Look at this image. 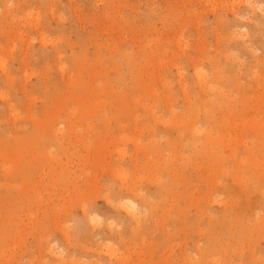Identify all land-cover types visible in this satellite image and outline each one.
Masks as SVG:
<instances>
[{
  "label": "rangeland",
  "instance_id": "obj_1",
  "mask_svg": "<svg viewBox=\"0 0 264 264\" xmlns=\"http://www.w3.org/2000/svg\"><path fill=\"white\" fill-rule=\"evenodd\" d=\"M199 258L264 264V0H0V264Z\"/></svg>",
  "mask_w": 264,
  "mask_h": 264
},
{
  "label": "bare ground",
  "instance_id": "obj_2",
  "mask_svg": "<svg viewBox=\"0 0 264 264\" xmlns=\"http://www.w3.org/2000/svg\"><path fill=\"white\" fill-rule=\"evenodd\" d=\"M37 24V23H36ZM10 51H12V50H10ZM4 68H6V67H4ZM2 73V72H1ZM7 76V75H6ZM200 80H203V78H199ZM8 80V79H7ZM200 80H198V81H200ZM207 81V80H206ZM206 81H204V82H200V84L201 85H203V86H205V84H206ZM209 81H210V79H209ZM233 80H231V82H232ZM214 82V81H213ZM201 87V86H200ZM219 87H221V86H219ZM238 88L240 87L239 86V84H238V86H237ZM211 87H209V89H210ZM222 89V88H221ZM220 89V90H221ZM208 90V89H207ZM215 90V89H214ZM217 90H219L218 88H217ZM245 90V89H244ZM210 91H211V89H210ZM224 91V90H223ZM219 92V91H218ZM221 92V91H220ZM220 92H219V94H220ZM212 93H214L213 91H212ZM215 94V93H214ZM4 97V96H3ZM221 97V96H220ZM220 100V99H219ZM203 102H205V100H204V98H203V100H202ZM214 101V100H213ZM191 105V104H190ZM217 105V104H216ZM220 106H221V104H220ZM200 107V105L197 107V109ZM220 108V107H219ZM196 109V110H197ZM221 109V108H220ZM206 111H207V109H206ZM211 111V110H210ZM213 111V110H212ZM198 112H199V110H198ZM197 112V113H198ZM214 112V111H213ZM211 113V112H210ZM192 125H194L193 123H192ZM191 133L193 134V135H195V134H197V128L195 127V126H193V127H191ZM192 136V135H191ZM132 188V187H131ZM130 190V189H129ZM133 190V189H132ZM136 193V192H135ZM137 194V193H136ZM107 200V199H106ZM127 201V205H125V207L127 206V208L129 209V212H130V209H132V208H135V202H133L132 200H126ZM125 204H126V202H125ZM126 208V209H127ZM129 214H131V213H129ZM96 215V214H95ZM93 220H96V218L95 217H93L92 218ZM137 220H140V219H137ZM110 245V244H109ZM50 249H52V248H50ZM109 250L112 252V250H114V248L112 247V246H110L109 247ZM51 251V250H50ZM52 253H53V251H52ZM114 254V253H113ZM115 255V254H114ZM58 257V256H57ZM60 257V256H59ZM62 257V256H61ZM58 259H60V258H57V260ZM63 259V258H62ZM61 259V260H62ZM200 259V258H199ZM56 260V261H57ZM60 260V261H61ZM201 260V259H200ZM63 261V260H62ZM63 262H65V261H63ZM63 262H62V264H63ZM77 262V261H76ZM79 262V261H78ZM69 263V262H68ZM198 263H199V261H198ZM58 264V263H57ZM59 264H61V263H59ZM65 264V263H64ZM66 264H67V262H66ZM79 264V263H78ZM199 264H203V260H201L200 261V263Z\"/></svg>",
  "mask_w": 264,
  "mask_h": 264
}]
</instances>
